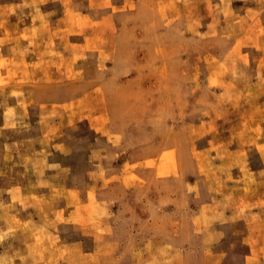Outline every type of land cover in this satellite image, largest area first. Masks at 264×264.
Segmentation results:
<instances>
[{"label": "rangeland", "instance_id": "374dc122", "mask_svg": "<svg viewBox=\"0 0 264 264\" xmlns=\"http://www.w3.org/2000/svg\"><path fill=\"white\" fill-rule=\"evenodd\" d=\"M0 264H264V0H0Z\"/></svg>", "mask_w": 264, "mask_h": 264}]
</instances>
